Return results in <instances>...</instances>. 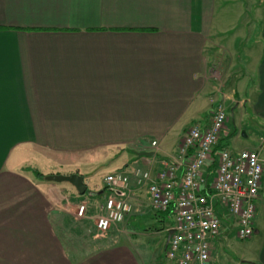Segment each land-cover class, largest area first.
<instances>
[{
    "label": "crops",
    "instance_id": "1",
    "mask_svg": "<svg viewBox=\"0 0 264 264\" xmlns=\"http://www.w3.org/2000/svg\"><path fill=\"white\" fill-rule=\"evenodd\" d=\"M218 100L238 113L221 145L239 133L264 138V0H0V264H175L172 217L153 214L133 170L165 161L181 176L179 139L208 126ZM33 169L82 175L95 215L113 194L104 176L123 172L133 205L124 222L158 226L139 223L103 245L69 228L82 235L65 241L54 202L76 190ZM255 258L264 264V234Z\"/></svg>",
    "mask_w": 264,
    "mask_h": 264
},
{
    "label": "built area",
    "instance_id": "2",
    "mask_svg": "<svg viewBox=\"0 0 264 264\" xmlns=\"http://www.w3.org/2000/svg\"><path fill=\"white\" fill-rule=\"evenodd\" d=\"M225 122V106L216 101L208 126L192 124L186 128L178 146L179 157L186 159L181 176L174 163L165 161L154 173L149 167L133 170L135 185L145 188L150 207L172 217L166 258L175 264H211L213 243L224 221L234 227L238 240H246L254 232L256 201L264 175V138L260 137V144L253 149L234 151L222 146L215 150ZM210 166L211 178L207 173ZM104 181L113 194L104 199L103 214L95 223L101 232L131 211L124 194L129 176L115 171L106 174ZM84 209L81 204L78 215Z\"/></svg>",
    "mask_w": 264,
    "mask_h": 264
},
{
    "label": "rangeland",
    "instance_id": "3",
    "mask_svg": "<svg viewBox=\"0 0 264 264\" xmlns=\"http://www.w3.org/2000/svg\"><path fill=\"white\" fill-rule=\"evenodd\" d=\"M225 109H226L225 110L226 122H228L227 124L229 126L227 133H229V129L231 130V127H232V122L238 121V117H237L238 113L231 112V107L226 108L225 106ZM211 113H212V110H211ZM183 133L181 135V138L183 136ZM247 135L248 136H243L241 135V133H239L236 137L232 138L231 141L229 139V142H230L229 148L235 149V150L249 149L250 147H253L254 145H256L255 147H257L258 143L260 144V141H259L260 134L256 132H248ZM179 140L181 143V139ZM57 186H61V185H57ZM57 191L60 192L59 189H57ZM126 191H125V196L127 193ZM135 192L138 196H141L142 194V192L139 190H136ZM75 194H76L75 196L78 198L76 197L75 198H65L64 199L65 202L63 203H66V204L57 203V199L60 200V198H55V202H54V205L57 208L55 210V213L57 214V215L55 214V222H56L55 225L59 229L60 233L63 232V237L65 241H67V239H70L69 240L70 243H77L78 237H80L82 234H80L79 236V234H76V233H73V234L72 232L68 233L69 228L79 229L80 227L81 229L86 230L85 231V237H86L85 241L86 242L90 241V236L92 234V235L98 236L99 238L98 241H100L99 243L103 245V242L105 240L104 236H111L113 234L117 236V234H122L126 238V236L128 235L134 236L136 235V232L137 233L141 232L142 230L139 228V223H142V226L144 228L146 227L147 228H153V227L157 228L158 226L157 225L158 220L156 221L154 217L153 219L152 218L151 219L145 218L141 220L139 219L134 226L133 225L127 226V222L126 221L124 222V220L126 216L129 215L133 211V205L130 203L128 196H127V200L129 201L131 205V211L125 215L124 219L121 222L113 224L108 230L101 232L96 228V225H95L96 220L103 214V210L101 206H98V212L96 215L94 213L91 214V212L89 213V209L87 208V206L84 204L85 202L83 201L84 199H87L88 201L90 200L88 190L82 195L78 194L77 192ZM81 204L85 205V209L82 215H78L77 210ZM151 210L153 211V214H154L155 210L153 209ZM90 211L92 210L90 209ZM88 215L89 216L91 215L92 217H89ZM223 229H225L224 233L226 234V237L222 239V245H218V244L215 245L213 243L214 245L211 251V256L213 258L211 259V264H244V263L249 264L251 262L250 260H257L255 257L260 247V244L262 242L263 234H264V175H263V182L259 190V194H258V199L256 202L255 226H254V232L252 236L246 240H238L235 237L234 227L228 221L222 222L221 231ZM75 232H77V230ZM164 238L165 237H163L160 240V243L158 245L160 249L163 246ZM85 241L83 239L82 240L80 239L79 242L82 243ZM150 244L152 243L150 242ZM155 250H157V248ZM155 250L151 249L150 253L153 254ZM167 264H169L168 260H167Z\"/></svg>",
    "mask_w": 264,
    "mask_h": 264
},
{
    "label": "water",
    "instance_id": "4",
    "mask_svg": "<svg viewBox=\"0 0 264 264\" xmlns=\"http://www.w3.org/2000/svg\"><path fill=\"white\" fill-rule=\"evenodd\" d=\"M47 179L56 181V182H68L75 188L76 192L80 195L84 194L87 190V187H86V184L84 183L82 175L78 173L50 174V175H47ZM172 233H173V229H169L167 231L166 244L168 243V240Z\"/></svg>",
    "mask_w": 264,
    "mask_h": 264
},
{
    "label": "trees",
    "instance_id": "5",
    "mask_svg": "<svg viewBox=\"0 0 264 264\" xmlns=\"http://www.w3.org/2000/svg\"><path fill=\"white\" fill-rule=\"evenodd\" d=\"M225 137H228V135L225 136ZM221 144H222V143L220 142V139H219V141H218V143H217V145H216V147H215V150L218 149V148H220V147H222L223 145H221ZM32 172H33V174H34L36 177H38V178H40V179H45V178H47V176H45V175H43L42 173H40L37 169H33ZM106 188H107L109 191H111V189H110L108 186H106Z\"/></svg>",
    "mask_w": 264,
    "mask_h": 264
}]
</instances>
